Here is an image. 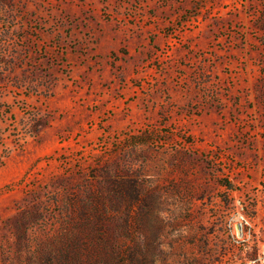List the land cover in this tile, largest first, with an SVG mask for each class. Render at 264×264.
Masks as SVG:
<instances>
[{
    "label": "rangeland",
    "instance_id": "rangeland-1",
    "mask_svg": "<svg viewBox=\"0 0 264 264\" xmlns=\"http://www.w3.org/2000/svg\"><path fill=\"white\" fill-rule=\"evenodd\" d=\"M0 264H264V0H0Z\"/></svg>",
    "mask_w": 264,
    "mask_h": 264
}]
</instances>
